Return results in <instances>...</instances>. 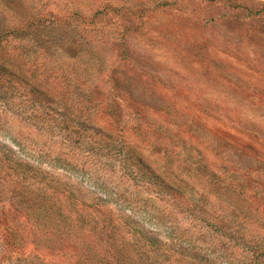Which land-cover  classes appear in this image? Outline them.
I'll return each mask as SVG.
<instances>
[{
  "label": "rangeland",
  "instance_id": "obj_1",
  "mask_svg": "<svg viewBox=\"0 0 264 264\" xmlns=\"http://www.w3.org/2000/svg\"><path fill=\"white\" fill-rule=\"evenodd\" d=\"M13 27L0 43L1 73L15 74L0 84V264H264V0H0V32ZM82 124L177 190L67 128ZM53 179L95 203L84 235L38 224L22 197Z\"/></svg>",
  "mask_w": 264,
  "mask_h": 264
},
{
  "label": "trees",
  "instance_id": "obj_2",
  "mask_svg": "<svg viewBox=\"0 0 264 264\" xmlns=\"http://www.w3.org/2000/svg\"><path fill=\"white\" fill-rule=\"evenodd\" d=\"M21 30L22 29L19 27H13L7 29L6 31L8 32H0L2 33V35L0 36V43L4 42L5 39L10 40L11 38H14L15 35ZM1 37H5V39ZM11 76H15V74L3 76L0 67L1 85L5 84V81L3 80L5 77L9 78ZM67 128H70L75 132L80 131L82 134H84V136H88L87 134H90L92 136L90 130H93V128L88 126L83 127V124L81 127H76L75 125H71L69 127V125H67ZM104 132L105 134H100V138H94L92 136L94 142L97 144L102 143V148L106 152H112L116 155L120 154L121 161L126 166L131 168V173H135V176L138 177L139 181L143 182L144 184L148 183L149 185L155 186L158 189H163V191L166 190L167 192L177 190L176 186L161 174H159L154 167L148 164L147 161L139 154L137 149L132 147V145L122 140L117 143H112L115 138H117V136L107 131ZM97 134L99 133L96 132V135ZM53 180V182L51 180V183L48 187L41 188V190L37 191V193H33L34 196H31L29 192H26V195H23L22 197H26L29 201H33V203H31L32 207L30 208V210L33 211V215L35 216L38 224L45 221V224L49 225L48 228L54 226V229L56 230L54 232H59V235L61 236H63L62 234L64 233H69V235H72V233L76 229L77 231H79L78 233L84 235L86 232L85 230L88 228L87 225H89L90 223L88 221L89 214L85 216L86 210L88 208H93V206H95V203H89L85 199H81L82 195L79 194L77 190L69 187L68 184L63 183L57 179ZM61 196L65 197L64 200H66V203L68 204L67 207L69 208V212H64L60 203L57 205L56 202L60 200ZM96 203L98 204V202ZM76 221L81 222V226H79V228H77V225L75 223ZM10 228L11 227H9V229ZM92 229L99 233L102 232V229H98L95 227H93ZM118 229L119 227L115 226L114 224H107L105 230L108 234H112L111 236H109V238L115 239V233L118 231ZM9 231H11L12 235H14L12 239L13 242L18 243L22 247L24 246V244H26V238L22 236L19 238L15 237L16 231H14V229H10ZM34 238L37 239V235L33 237V239ZM117 240L118 238H116L114 247L119 249V247L117 246ZM254 262H258V258L255 257Z\"/></svg>",
  "mask_w": 264,
  "mask_h": 264
}]
</instances>
